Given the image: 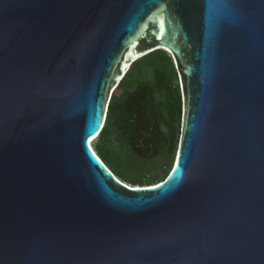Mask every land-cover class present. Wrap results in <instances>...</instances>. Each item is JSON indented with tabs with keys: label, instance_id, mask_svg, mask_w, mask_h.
I'll return each instance as SVG.
<instances>
[{
	"label": "water",
	"instance_id": "water-1",
	"mask_svg": "<svg viewBox=\"0 0 264 264\" xmlns=\"http://www.w3.org/2000/svg\"><path fill=\"white\" fill-rule=\"evenodd\" d=\"M159 50L180 141L132 186L93 142ZM0 264H264V0H0Z\"/></svg>",
	"mask_w": 264,
	"mask_h": 264
},
{
	"label": "trees",
	"instance_id": "trees-1",
	"mask_svg": "<svg viewBox=\"0 0 264 264\" xmlns=\"http://www.w3.org/2000/svg\"><path fill=\"white\" fill-rule=\"evenodd\" d=\"M146 68L152 71L150 80L143 77ZM176 72L172 57L165 51H156L132 65L111 99L96 152L128 185L153 186L154 182H145L147 177L151 179L166 171V179L172 169L180 141L183 107L181 91L173 85ZM139 123L145 131L138 129ZM141 142L149 149L148 155L135 150ZM155 158L164 160L165 165L161 169L159 166L154 174L139 167Z\"/></svg>",
	"mask_w": 264,
	"mask_h": 264
},
{
	"label": "rangeland",
	"instance_id": "rangeland-1",
	"mask_svg": "<svg viewBox=\"0 0 264 264\" xmlns=\"http://www.w3.org/2000/svg\"><path fill=\"white\" fill-rule=\"evenodd\" d=\"M173 64H174V68H175V71H177L176 70V65H175V62H174V60H173ZM152 71L150 70V69H148V68H146L145 70H144V74H143V77L145 78V79H152ZM176 74H177V72H176ZM173 85H174V87H179V89H180V91H181V84H180V79H179V76H178V74L176 75V77L174 78V80H173ZM138 129L139 130H141L142 132L143 131H145V128H144V126H143V124L142 123H139V125H138ZM99 143V140L97 139L94 143H93V146H94V148H95V150H96V145ZM135 150L139 153V154H142V155H148V153H149V149L148 148H145V146H144V144H143V142H141L140 144H138V145H136V147H135ZM103 161V160H102ZM172 161V160H171ZM104 163V162H103ZM105 164V163H104ZM170 164H171V162H170ZM106 165V164H105ZM108 165V164H107ZM164 165H165V161L164 160H162V159H159V158H155V159H151V160H149V161H147V162H143V163H141V165H139V167L141 168H144L145 169V171H148L149 173H151V174H154L159 168V166H160V169H161V167L163 168L164 167ZM107 167H112L111 165H109V166H107ZM141 168V169H142ZM112 169V168H111ZM123 172V171H122ZM165 176H166V171L165 172H162V173H159V174H157V175H155V176H153V177H151V179L149 178V177H147L146 178V180H145V182L147 183V182H154V184H157V183H160L164 178H165Z\"/></svg>",
	"mask_w": 264,
	"mask_h": 264
},
{
	"label": "bare ground",
	"instance_id": "bare-ground-1",
	"mask_svg": "<svg viewBox=\"0 0 264 264\" xmlns=\"http://www.w3.org/2000/svg\"><path fill=\"white\" fill-rule=\"evenodd\" d=\"M106 120H107V119H106ZM103 128H104V127H103ZM102 130H103V129H102ZM102 130H101V131H102ZM95 141H96V139L94 140V142H95ZM94 142H93V143H94Z\"/></svg>",
	"mask_w": 264,
	"mask_h": 264
}]
</instances>
